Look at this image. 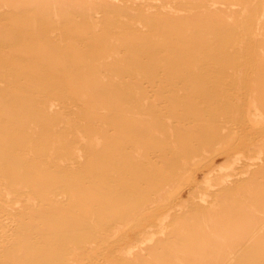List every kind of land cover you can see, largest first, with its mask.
Wrapping results in <instances>:
<instances>
[{
    "label": "rangeland",
    "instance_id": "rangeland-1",
    "mask_svg": "<svg viewBox=\"0 0 264 264\" xmlns=\"http://www.w3.org/2000/svg\"><path fill=\"white\" fill-rule=\"evenodd\" d=\"M0 232V264H264V0H0Z\"/></svg>",
    "mask_w": 264,
    "mask_h": 264
},
{
    "label": "bare ground",
    "instance_id": "bare-ground-1",
    "mask_svg": "<svg viewBox=\"0 0 264 264\" xmlns=\"http://www.w3.org/2000/svg\"><path fill=\"white\" fill-rule=\"evenodd\" d=\"M31 83H32V82H31ZM152 111H153V110H152ZM154 113H155V112H154ZM218 149H219V148H218ZM177 189H178V188H177ZM170 192H171V191H170ZM170 192H169V193H170ZM169 193H168V194H169ZM166 196H167V195H166ZM161 198H162V197H161ZM9 206H10V205H9ZM127 226H128V225H127ZM0 233H1V232H0ZM3 245H4V244H3ZM85 249H86V248H85ZM94 254H95V253H94ZM104 263H105V262H104Z\"/></svg>",
    "mask_w": 264,
    "mask_h": 264
}]
</instances>
